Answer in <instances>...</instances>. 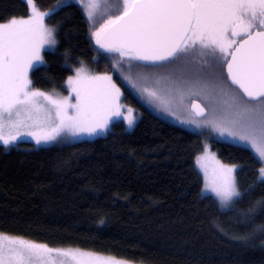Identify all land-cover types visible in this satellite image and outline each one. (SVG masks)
<instances>
[{
  "label": "trees",
  "instance_id": "trees-1",
  "mask_svg": "<svg viewBox=\"0 0 264 264\" xmlns=\"http://www.w3.org/2000/svg\"><path fill=\"white\" fill-rule=\"evenodd\" d=\"M34 1L40 10L55 9L46 21L56 28L58 42L32 71L34 86L63 88L85 62L94 71L114 72L125 100L135 102L141 115L133 129L115 122L94 139L0 144V233L135 264H264V232L255 230L264 225V215L245 227L240 211L264 189L235 212L204 195L196 165L204 150L201 135L137 102L118 73L120 67L133 66L136 81H143L148 68L158 66L134 64L100 49L79 4ZM28 14L26 0H0V23ZM213 67L225 73L223 66ZM213 147L223 161L240 166L241 190L254 182L261 164L251 148L224 140H215Z\"/></svg>",
  "mask_w": 264,
  "mask_h": 264
},
{
  "label": "snow or ice",
  "instance_id": "snow-or-ice-1",
  "mask_svg": "<svg viewBox=\"0 0 264 264\" xmlns=\"http://www.w3.org/2000/svg\"><path fill=\"white\" fill-rule=\"evenodd\" d=\"M103 2L101 15L107 14V19L91 32V37L105 52L158 66L195 52L209 57L213 66L227 65V77L239 89L229 94V107L247 119L240 131H229L215 121L207 123L221 134L228 131L230 136L248 143L262 166L256 170L254 182L241 190L235 176L240 166L219 165L210 179L206 173L205 190L215 195L221 208L237 211V205L264 189V0ZM26 3L30 10L27 18L13 17L0 23V143L8 146L20 136L29 135L40 144L55 140L63 131L91 134L105 129L111 117L121 115V90L110 75H89L84 66L77 68L75 77L67 80L75 93L74 104L69 103V97L59 98L54 90L50 94L32 87L29 72L39 70L36 65L44 63L41 50L57 44L56 29L45 24V18L55 9L41 11L34 0ZM80 3L89 20L94 21L101 0ZM111 8L118 14H109ZM118 65L116 61L114 66ZM125 79L130 81L131 77ZM69 109L73 110L71 114ZM128 111L125 119L131 127L135 117L131 109ZM203 111L200 109L198 114ZM225 123L234 128L238 122ZM240 211L244 226L250 227L256 216L264 215V195ZM255 230L264 232V225ZM66 260L68 264H127L113 257L50 248L0 233V264H66Z\"/></svg>",
  "mask_w": 264,
  "mask_h": 264
},
{
  "label": "rangeland",
  "instance_id": "rangeland-1",
  "mask_svg": "<svg viewBox=\"0 0 264 264\" xmlns=\"http://www.w3.org/2000/svg\"><path fill=\"white\" fill-rule=\"evenodd\" d=\"M69 2H75L82 7V10L92 27V31L95 28H98L100 24H102L104 20L107 19V14L101 15V13H103L105 10V4L103 0H101V8L98 10L94 18V21L89 20L85 7L82 3H80V0H60L59 5ZM109 14L115 15L118 13L115 11L114 8H111ZM28 16L29 14L25 17H16V18H27ZM45 24L49 28H55L53 25L47 23L46 18H45ZM55 38H56V33H55ZM56 48H57V44L55 46L46 45L41 50V56L43 57V61H44V51L54 50ZM43 64H37L36 67ZM81 66H84L88 70L89 75L107 74L112 77L113 82L116 83V85L121 90V97L119 100V104L121 106L120 108L121 115L111 117L108 126L105 129L102 130L98 129L96 132L91 134L87 132L72 133L69 131H63L55 140L49 142H41L40 144H37L36 140L32 136L22 135L14 143L6 147L15 146L21 141H31L36 146H48L53 144H67L84 139H94L106 135L108 131L112 128L113 124L119 121H122L128 130L133 129V127L136 125V123L139 120V117L141 115V109L137 106L135 102L134 105H132L131 103L125 100V91L121 86V84L115 79L114 72L113 73L97 72L92 70L91 67L84 62L82 65L76 67L74 69V72L70 76L75 77L76 75L75 70L77 68H80ZM32 71L33 70H30L29 72V78L31 79V81H32ZM118 73L121 75L124 82L130 87L132 93L135 95L137 99V102H140L145 106L151 108L153 111H155L157 114L164 117L165 119L173 123L179 124L181 126H184L188 129H191L197 132L199 135H201L204 142V150L196 157V165L198 170L201 172L203 176L204 182H203L202 192L204 195L211 194L215 196L211 191L205 190L206 173H207V178L210 179L214 171L219 167V165L231 166L235 164L226 163L219 157L217 150L213 147L214 141L215 140L231 141V142L244 144L250 148L248 143L240 141L236 137L230 136L228 131H225L223 132V134H221V131L219 129L213 127L211 123H207L208 121H215L221 124L222 126H227L229 128V131H240V125L243 124L247 119L246 117L239 115L235 108L229 107L230 104L229 94L235 88L229 84L223 72L219 73L211 65L167 64L163 66L148 68V75L144 78L143 81H138V80L136 81V76L134 75L133 66L131 68L120 67ZM125 77H131V80L130 81L126 80ZM67 80L68 78L66 79L63 88L46 90L34 86L33 83H32V87L50 94L54 90L56 93L59 94V98L69 97V103L74 104L76 102L75 93L71 91V86L67 84ZM133 84L135 85V87H133ZM222 88L223 91L221 90ZM145 89H147V91H144ZM152 92H154L156 95L152 96L149 94ZM193 100H199L205 106L207 112L204 116H198L192 111L191 104ZM129 109L132 110L131 114L135 117L134 123L131 127L128 126L127 120L125 119V117L129 115V111H128ZM72 111H73L72 109H69L70 114L72 113ZM233 120L238 122L237 126L234 128L232 127L231 124L225 123L226 121H233ZM193 121H195V123H193ZM21 131L22 132L38 131V129H21ZM206 145L207 148L205 147ZM206 152H207V156L205 155ZM201 157L204 158L200 159ZM235 176H236V172H235ZM30 242H34V241H30ZM50 248H54V247H50ZM60 249L67 250L71 248H60ZM71 250H79L81 252L94 253L100 256L110 257L84 249L72 248ZM126 262L127 264H135L128 261ZM66 264H68L67 260H66Z\"/></svg>",
  "mask_w": 264,
  "mask_h": 264
},
{
  "label": "flooded vegetation",
  "instance_id": "flooded-vegetation-1",
  "mask_svg": "<svg viewBox=\"0 0 264 264\" xmlns=\"http://www.w3.org/2000/svg\"><path fill=\"white\" fill-rule=\"evenodd\" d=\"M197 48H198V46H197ZM228 59H230V57H228ZM206 61H207V63H206ZM134 64L153 65L151 63H145V62H142V61H135V60H134ZM167 64H175V65L196 64V65H212L213 66V63H212V61H211V59L209 57L200 56L198 53H195V52L193 54H191V55H188L187 57H184V58H181V59H177V60L173 61L172 63H167V62L164 63V65H167ZM217 66H219V65H217ZM222 66H223L224 72H225L223 74L226 76V79L228 80L229 84L232 87L237 88L236 86L231 84V82L229 81V79L227 77L226 64H224ZM222 66H220V68H222ZM237 90L239 91L238 88H237ZM241 95H243L242 92H241Z\"/></svg>",
  "mask_w": 264,
  "mask_h": 264
},
{
  "label": "water",
  "instance_id": "water-1",
  "mask_svg": "<svg viewBox=\"0 0 264 264\" xmlns=\"http://www.w3.org/2000/svg\"><path fill=\"white\" fill-rule=\"evenodd\" d=\"M99 47V46H98ZM103 50V49H102ZM104 51V50H103ZM231 59V57H230ZM142 62H145V63H150V62H146V61H142ZM226 73H227V65H226ZM230 81V80H229ZM231 82V81H230ZM236 86V85H234ZM238 88V86H236ZM194 106H198V107H194ZM191 109L192 111L197 114L198 116H204L207 112L206 108L204 107V105L199 101V100H193L192 101V104H191ZM200 109H203V113L202 114H198L199 113V110Z\"/></svg>",
  "mask_w": 264,
  "mask_h": 264
}]
</instances>
